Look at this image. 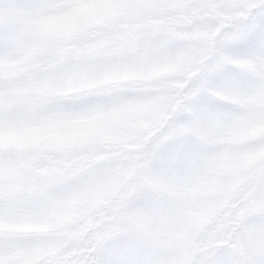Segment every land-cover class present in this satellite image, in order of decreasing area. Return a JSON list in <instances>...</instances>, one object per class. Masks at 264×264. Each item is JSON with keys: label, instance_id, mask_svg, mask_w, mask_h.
<instances>
[{"label": "clouds", "instance_id": "clouds-1", "mask_svg": "<svg viewBox=\"0 0 264 264\" xmlns=\"http://www.w3.org/2000/svg\"><path fill=\"white\" fill-rule=\"evenodd\" d=\"M264 253V0H32L0 36V264Z\"/></svg>", "mask_w": 264, "mask_h": 264}, {"label": "snow or ice", "instance_id": "snow-or-ice-1", "mask_svg": "<svg viewBox=\"0 0 264 264\" xmlns=\"http://www.w3.org/2000/svg\"><path fill=\"white\" fill-rule=\"evenodd\" d=\"M32 0H0V36L9 33L21 16L31 8ZM245 264H264V253H258L245 261Z\"/></svg>", "mask_w": 264, "mask_h": 264}]
</instances>
